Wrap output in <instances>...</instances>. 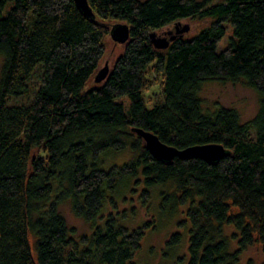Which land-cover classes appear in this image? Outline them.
Listing matches in <instances>:
<instances>
[{
	"label": "trees",
	"instance_id": "obj_1",
	"mask_svg": "<svg viewBox=\"0 0 264 264\" xmlns=\"http://www.w3.org/2000/svg\"><path fill=\"white\" fill-rule=\"evenodd\" d=\"M87 2L93 17L74 0H0V264H135L144 230L129 232L114 215L96 225L131 180L147 190L170 185L171 206L190 204L188 264H236L256 242L264 250V0ZM184 19L207 23L167 49L154 46L152 32ZM110 20L128 24L130 40L106 80L88 87ZM226 24L232 36L219 51ZM154 62L165 76L163 99L149 108L144 73ZM38 67L32 101L12 104L28 95ZM207 81L255 89L256 116L243 122L226 106L206 112L199 92ZM141 131L179 149L221 144L227 154L166 162ZM125 149L130 161L107 168V154ZM65 201L95 225L83 246L60 210ZM227 226L235 232L225 234ZM179 242L177 233L168 241Z\"/></svg>",
	"mask_w": 264,
	"mask_h": 264
},
{
	"label": "rangeland",
	"instance_id": "obj_2",
	"mask_svg": "<svg viewBox=\"0 0 264 264\" xmlns=\"http://www.w3.org/2000/svg\"><path fill=\"white\" fill-rule=\"evenodd\" d=\"M119 21H107L111 31ZM207 22L196 19H184L169 26L154 31L157 37L170 39L172 35L191 37L206 26ZM227 26L226 36L219 42L218 50L225 51L229 46L232 36V27ZM178 34V31H182ZM172 43V41H171ZM170 43V44H171ZM126 43H122L110 34L104 40V54L99 61L98 70L88 83V87L97 86L103 81L96 82V75L106 64L110 69L114 66L118 57L124 52ZM168 48V47H167ZM165 48V49H167ZM4 64V56L0 53V78ZM41 67H38L34 76L29 81V93L24 97L13 98L12 104L28 103L32 101L35 93L42 84ZM98 76V75H97ZM164 72L157 64L152 63L144 73L145 87L143 90L144 100L150 108L163 99ZM199 96L203 101L206 112H213L219 106L232 107L238 111L243 122L251 121L259 111V93L246 85L244 82L207 81L203 83ZM126 103L128 100L122 98ZM133 157L132 151L125 149L118 153H109L106 157V167L113 164L122 166ZM174 189L172 186L156 185L148 188L142 181H126L112 194L113 203L109 200L105 208L96 219V225L103 226L109 215H114L125 225L129 232L144 230L141 238V247L135 252L133 261L135 264H188L189 262V237L191 221L189 219L190 204L170 205L173 200ZM166 201V202H165ZM60 210L67 220L71 229H74V240L83 246L87 237L91 236L95 225L79 216L70 201L61 204ZM235 232L233 226H227L225 234ZM180 235V242L169 245L171 236ZM237 248V240H232L231 249ZM236 264H264V250L261 243L256 242L244 250Z\"/></svg>",
	"mask_w": 264,
	"mask_h": 264
},
{
	"label": "water",
	"instance_id": "obj_3",
	"mask_svg": "<svg viewBox=\"0 0 264 264\" xmlns=\"http://www.w3.org/2000/svg\"><path fill=\"white\" fill-rule=\"evenodd\" d=\"M79 9L83 12V14L87 17H93V10L89 7L87 0H74ZM188 30L186 27L182 31H178L179 33ZM111 35L116 40L127 43L130 40V28L126 23H117L114 25L111 30ZM178 35H172L170 39L157 37L156 32H152L150 34L152 43L158 49H165L170 46L171 41L175 40ZM110 73V66L106 64V66L98 72V76L96 75V81L106 80ZM142 135L145 138L146 145L149 148L150 152L158 159L171 162L176 157L182 158H191V157H200L209 162H216L222 159L226 154L227 150L221 144H206V145H196L191 146L185 149H179L174 146H169L163 143L157 134L149 132V131H141Z\"/></svg>",
	"mask_w": 264,
	"mask_h": 264
}]
</instances>
